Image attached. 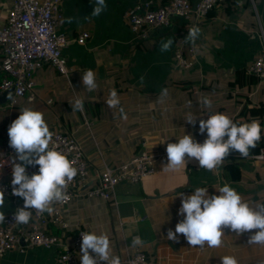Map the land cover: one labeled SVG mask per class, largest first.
Instances as JSON below:
<instances>
[{"label":"crops","instance_id":"0c3cea01","mask_svg":"<svg viewBox=\"0 0 264 264\" xmlns=\"http://www.w3.org/2000/svg\"><path fill=\"white\" fill-rule=\"evenodd\" d=\"M143 1L106 0L104 10L93 16L90 0H62L57 31L70 40L63 54L71 70L63 75L45 64L33 74V100L22 97L14 106L0 103V152L6 144L8 126L25 106L42 111L51 131L75 137L89 163V181L75 190L62 209L68 227H46L47 233L56 235L67 247H74V237L80 231L95 230L109 235L114 254L126 258L138 247L146 253L147 264H221L220 256L226 254L234 255L239 264H264V244L248 243L256 229L236 233L224 228L218 247L190 245L183 234L174 240L167 237L168 229H174L183 218L177 215L179 193L189 194L197 186L209 187L210 193L218 194L215 188L228 183L253 206L262 204L264 159L256 155L240 157V180L225 170L223 161L213 170L199 167L194 158L176 172L163 170L167 143L175 142L185 132L203 141L204 134L198 132L199 119L219 111L235 121L244 104L248 117L249 108L264 102V77L246 73L264 52V0H226L203 20L174 18L147 39L135 35L127 18V12ZM196 1L191 0L192 4ZM12 3L0 0V28ZM193 26L200 28L195 41L186 38ZM84 31L89 38L80 44L76 39ZM178 37L184 39L181 47L192 62L189 68L177 63ZM169 38L173 41L170 48L160 51L159 44ZM1 61L0 48V72L6 75ZM88 68L96 74L97 87L93 90L81 81ZM239 73L240 80L233 84ZM112 88L117 90L126 119H121L118 107L109 108L105 103ZM163 88L168 94L161 98ZM204 96L211 99L210 108L198 103ZM76 97L84 102L83 112L71 108L70 102ZM189 113L197 116L196 125L186 121ZM142 148L153 155L155 172L151 176L137 183H118L111 199L87 194L105 167L131 162ZM37 167L28 166L29 175ZM3 200L0 212L6 216L16 206L5 196ZM135 236L141 238L140 245L132 244ZM60 252L59 247L9 250L0 257V264H61ZM80 254L79 245L78 259Z\"/></svg>","mask_w":264,"mask_h":264},{"label":"clouds","instance_id":"9594fccd","mask_svg":"<svg viewBox=\"0 0 264 264\" xmlns=\"http://www.w3.org/2000/svg\"><path fill=\"white\" fill-rule=\"evenodd\" d=\"M93 3L92 15H99L106 7V0H90ZM200 33L198 26L188 29L186 38L195 41ZM171 38L159 44L160 51H167L172 45ZM81 81L88 90L97 87L96 74L93 69H86L81 75ZM168 89H161V98L166 97ZM105 103L109 108H119L121 119L127 114L121 105L120 97L115 88L109 91ZM191 104V101H188ZM205 108H210L209 97H201L198 101ZM73 111L83 112L84 102L76 97L70 102ZM186 121L196 125L197 116L187 114ZM264 126L258 120L246 122L234 121L223 112H211L206 119H199L198 132L204 134L203 141H198L191 132H185L176 137L175 142L166 145L167 163L164 171L176 172L186 167L188 160L193 158L198 166L213 170L221 164L230 151H237L241 156H247L249 149L255 147L261 139ZM8 143L15 150L16 156L12 164L10 181L12 194L23 198V206L14 213L15 224H27L32 217L29 210L36 213L53 212L52 203H63L69 199L65 191L67 183L78 172L75 161L60 150L53 141V131L50 130L42 111L32 107H22L19 115L10 123L7 129ZM19 161V162H15ZM28 166H38L37 171L29 175ZM209 187L197 186L189 194L180 192V207L177 215L182 216L174 229L169 228V240L183 234L190 245L218 247L222 242L224 228L236 233H245L256 229L249 235V244H264V204L253 206L242 199L241 194L228 183H224L216 192L210 193ZM0 206L3 204V189L0 188ZM4 213L0 212V221ZM80 243V264H122L119 255L113 253L110 237L105 232L95 230L82 231ZM142 243L139 236L132 239L133 245ZM221 264H239L238 259L231 254L220 256ZM134 264V262H132Z\"/></svg>","mask_w":264,"mask_h":264},{"label":"built area","instance_id":"2783aa9c","mask_svg":"<svg viewBox=\"0 0 264 264\" xmlns=\"http://www.w3.org/2000/svg\"><path fill=\"white\" fill-rule=\"evenodd\" d=\"M12 6L7 11L6 21L0 28V48L2 54L1 69L6 76L0 83V93L10 88L6 100L8 106H14L22 97L34 99L35 70L50 64L63 75H67L71 68L63 54L70 40L57 31V25L62 17V0H12ZM145 0L136 4L127 12L130 28L135 35L142 39L149 38L155 31L168 26L172 19L181 18L186 22L195 19L203 20L216 5L226 0H198L192 4L191 0ZM264 39V33L262 32ZM89 33L84 31L76 39L85 44ZM182 37L177 38L175 57L179 66L189 68L192 62L183 54ZM192 51V50H191ZM247 74L264 77V52L246 69ZM53 141L64 151L69 159L75 161L77 175L67 183L65 188L69 199L63 203L53 202V212L36 213L34 208L29 209L32 217L27 224L17 225L14 213L23 206V198L12 194L10 183L12 176V156L15 150L8 143V133L5 132L6 144L0 152V188L3 196L11 199L16 209L4 216L0 221V257L9 250L24 252L27 248H60L58 261L61 264H80L77 258V247L81 243L80 231L74 237V247L63 245L60 239L46 231L48 225L61 229L68 227L63 218L62 209L69 203L75 190L85 187L89 181V163L84 156L81 146L73 135L53 131ZM264 159V150L258 155ZM155 172L153 155L144 148L128 163L117 167H105L100 173L97 184L87 190L89 196L111 199L114 197L115 187L120 182L137 183L151 176ZM2 196V192H0ZM121 258V257H120ZM122 264H147V255L140 248H135L132 255L121 258ZM106 264V262H101Z\"/></svg>","mask_w":264,"mask_h":264},{"label":"trees","instance_id":"16d2710c","mask_svg":"<svg viewBox=\"0 0 264 264\" xmlns=\"http://www.w3.org/2000/svg\"><path fill=\"white\" fill-rule=\"evenodd\" d=\"M4 76L6 75H4L3 72H0V82L3 80ZM240 76L241 75L239 73L236 81L233 82V84L240 80ZM244 105L245 107H243L241 114L238 116V118L235 121L246 122L248 120L251 121L255 119L258 120L262 126H264V102L261 101L253 105L251 108H249L248 117L245 115V112L247 110L246 107L247 104ZM262 150H264V131H262L261 139L256 142L255 147L249 149V154L247 156L258 155ZM247 156H241L237 151H230L229 155L223 159L225 170L231 172L232 175L234 173L236 175V179L240 180L243 177V171L241 169V164L239 163V159L240 157H247ZM262 204H264V198L262 200Z\"/></svg>","mask_w":264,"mask_h":264},{"label":"water","instance_id":"95a60500","mask_svg":"<svg viewBox=\"0 0 264 264\" xmlns=\"http://www.w3.org/2000/svg\"><path fill=\"white\" fill-rule=\"evenodd\" d=\"M13 90V88H10L8 90H5L1 95H0V103H5L9 93Z\"/></svg>","mask_w":264,"mask_h":264}]
</instances>
